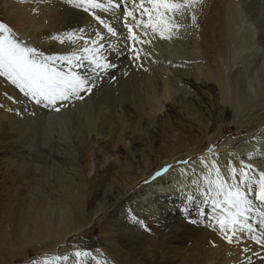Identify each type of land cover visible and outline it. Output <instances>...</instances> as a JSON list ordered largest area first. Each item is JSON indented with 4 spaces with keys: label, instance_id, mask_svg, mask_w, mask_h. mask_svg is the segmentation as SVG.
<instances>
[{
    "label": "bare ground",
    "instance_id": "1",
    "mask_svg": "<svg viewBox=\"0 0 264 264\" xmlns=\"http://www.w3.org/2000/svg\"><path fill=\"white\" fill-rule=\"evenodd\" d=\"M251 1H227L223 20L224 38L221 41L222 43L216 39V47L213 51L210 49L212 44H209L207 40L204 41V34H199L195 29L189 27L191 23L190 17L185 15L178 22L181 25L184 24L180 32L185 36L186 43H180L174 53L166 55L156 49V47L160 50L163 49L162 39L153 40L154 46H156L153 49V46L145 43V41H141L142 46H139L136 41L133 42L130 39L125 41L122 37L115 36L113 38L111 36V40L105 39L99 41V43L103 44L102 52L106 58L104 62L110 63L114 67L108 68L106 71L97 69L93 73L91 67L88 66V61H82L85 67L80 69L73 67L71 69L81 75L90 74L96 77L92 92L89 94L82 93L84 99L81 101L77 100L73 107L78 108V110H81L82 107L89 108L91 111L90 115L85 116L87 134L81 137L82 131L77 132L75 145L82 150L83 145H86L93 135L97 149L102 150L107 155L112 151H109L108 147L105 146V141L98 143L97 137L103 134L108 135V139L110 138V142L114 147L116 143H119V147H117L115 152L117 165H109L106 168L109 163L106 165L102 164L101 167L103 168L95 171V175L89 180L92 186L88 187L85 186V178L78 167L77 159L74 156H70L68 161L65 160L66 165L70 168L69 176L57 179L54 184L52 182L51 184L45 183V193L50 194L47 199L39 195L28 198L26 193L28 191L27 186H21L20 189L17 188L19 190L13 188L10 203L8 200V203L1 210L0 245L6 247L7 254H0V264H16L19 262L16 260V256L22 261L24 259L23 251L29 247H35V249L38 247V250L46 252L61 249L64 247L66 239L73 238L87 229L94 228V221L111 209L119 212V214L125 213L127 218L134 213V216L137 215L139 221H143L147 228L150 229V231L145 230L144 227L134 220L130 223H124L127 218L121 219L118 214L111 218L114 221L112 224L105 223L102 225L103 241L99 248L101 251L111 255L117 264H140L135 258L138 255H147L150 260L148 264H210L209 261H213L214 264H248L249 258L252 264H264V247L262 245L259 244L260 247L257 248L259 250L257 253H253L255 250L250 249L252 251H249L250 254H246L248 252L241 254L243 249L250 248L249 245L247 246L246 244L239 247L238 244L233 246L223 239L216 230H209L207 225H204L205 223H200L202 220H200L199 215H203L204 218L202 219H206V214L204 215L203 211L208 209L204 206L205 194L202 192V185L200 182L198 184L199 178L193 172V169L198 171L197 168H201L202 171L200 172L206 173L209 171L212 161L216 160L220 165L221 175L223 176V173L226 172L223 169L221 156L204 157L203 160L209 166L208 168L203 167L200 164L201 160H199L193 165L172 169L167 175L154 179L155 182L144 189L142 194L136 196L132 203L125 208H117L129 193L151 178L150 176L155 170L167 165L172 167L173 164L178 165L177 162L179 160L206 150V147L211 143V139L207 136L209 132V124L205 118L207 114L204 108L201 107V104H203L202 100L207 97L208 93L203 98L198 96L191 88L180 84L177 76L180 79L193 77L194 83L195 81H201L200 83L203 82L209 90H212L216 85L217 87L215 88H217L220 96L219 100L224 104H228L232 109V123H235L238 128H245V132H249L250 128H246L248 119L244 120L239 115V112L240 109L244 110L246 107L250 110L252 107H249L248 104L253 98L259 96V92L254 86L250 88V96H245L241 92L240 81L230 67V62L237 52L236 47L234 50L231 47L230 36L232 34V20L235 21L236 16L242 18L244 25L242 33L245 34V42L248 47L253 48V51L256 50V60L264 68V51L260 48H264V2L263 0H259L260 2L253 0L254 2L252 1V3ZM35 8L29 4L24 7H13L6 11V19L9 23L23 25L22 27L26 28L24 32L29 33L28 35L26 34L27 37L24 38V41L29 42V45L35 42L31 46L38 48L45 55H66L73 51L80 54L79 48L83 46V40L73 45L70 42L61 43L59 40L51 39V37L60 35L63 31L84 28L86 30L84 33L76 32V34L83 35L91 40L96 38V32H100L99 28L102 26L99 23L88 25L89 18L87 14L82 9L77 8L74 3L69 2V0H57L55 2L44 0ZM112 10L115 17L124 15L122 14L123 11ZM129 10L134 12L132 8ZM102 18L107 23L114 25L118 29L117 32L124 31L118 23L113 24L115 21L112 20V17L106 16ZM132 25L134 30L135 23H132ZM125 32L127 35L129 34L128 30H125ZM134 33L136 34V31ZM24 34L23 36H25ZM30 34L33 35L30 36ZM138 34L140 36L139 32ZM212 35L215 36V33ZM106 37L108 38L109 36L106 35ZM93 47L95 46L93 45ZM144 50L149 51L148 54L153 56L144 55L142 52ZM137 53L140 59L135 58ZM250 53L252 52L250 51ZM167 59L176 61L178 65L180 64V67L178 66L179 68L176 71L171 68V72H164L162 81L152 83L148 72L152 73L151 69H154V67L159 69L164 66L166 68L164 69L165 71L168 68L170 69ZM56 66L66 72L69 70L68 66L60 61L56 62ZM158 74L162 76L161 73ZM225 78H228V81H225ZM119 80L124 82L118 84ZM142 85L146 86V88H143ZM155 91L162 97L163 101L164 99L173 98L178 91H181L182 95L180 94L181 97L177 102L181 111L183 110L182 112H184L186 123L189 124L186 133L188 136H181L180 133L173 135L175 126L171 123L168 124V130L163 127L161 142L155 141L153 148L148 147L147 158L142 159L139 170L133 162L135 158H128L127 154L123 152L121 145L124 146V144L120 138V132H125L130 127H133L135 132H139L144 127L150 126L152 128H150L149 134L152 133L154 116L160 111L154 105V95L152 93H155ZM2 92L8 93L15 101H18L5 100L7 102L3 105L4 109L0 111V121L6 120L10 126L14 127L15 124L20 123L17 117L20 113L19 104H21V100L16 94L15 87L4 77H0V93L2 94ZM117 92L120 95L118 98H114ZM124 92L128 94L127 99L122 97ZM113 93H116L114 94L115 96ZM186 96L201 97L202 100L197 101L195 104L192 103L193 100L184 99ZM123 100L129 101L133 116L126 108V114L122 113L121 108L124 110V107H122ZM256 107H259L262 111L259 117V121L262 122L264 121V95ZM255 119L257 118L255 117ZM249 121L251 123V120ZM260 125L262 123H259L258 126ZM9 130L14 132L18 129L11 128ZM198 130L201 131L204 137L206 136L204 141L199 138L201 135L198 137L193 136L194 132ZM25 131L24 133H27V129ZM117 135L119 139L116 142L114 137ZM134 143V141L131 142L134 145L133 150L138 153V145ZM245 144L244 147L246 146ZM258 145L259 142H256L247 149L242 147L243 152L252 154L255 150L257 152L261 151L262 154L259 156L260 158L264 157V147L256 148ZM121 152L122 154H119ZM96 153L98 151L94 150L92 155L96 156ZM138 156L137 158H139ZM230 160L236 165L237 160ZM90 161L95 163V160H88L87 163ZM101 163L103 161L99 162V164ZM137 164L140 165V158ZM12 167L22 174V168L18 163L13 162ZM181 169H186L197 182V186H193L191 190L194 191L193 193H189V191L184 192L183 195L177 193L176 189L181 186L185 177L181 176ZM111 170L115 171L112 175L123 183V186H119L120 188H116L117 186L114 183H107L109 182L108 177ZM193 178H191L192 181L194 180ZM193 195L196 198L195 202L199 203V205L198 207L196 205L193 206L198 209L190 215L188 209L192 205L190 203L187 204L186 201L189 200V196ZM116 204L117 206H115ZM56 205L58 210L62 212L58 216L53 213ZM215 215L224 216V214H220L217 211ZM188 218L192 219L191 222L188 221ZM247 222L253 226L254 231H243V233L246 232V235L251 238L252 236L264 234V226L261 225V219L249 218ZM213 225L215 224L213 223ZM136 226L142 227L141 229L143 230L140 233L138 232L139 229L135 231V228H139ZM215 226L218 227V225ZM238 232L237 234H240ZM228 234L232 235L231 232H228ZM147 236L150 237V240ZM119 237H122L127 242L128 247L120 243L119 246L117 245L118 241L116 239ZM159 241L160 243H158ZM163 241H165V246L167 245L168 247L166 246L167 249L165 251H160L159 247H161ZM136 244H141L142 248L135 246ZM253 244L251 243V245ZM64 254L70 255L71 253L65 249L57 253V255ZM157 260L159 261L156 262Z\"/></svg>",
    "mask_w": 264,
    "mask_h": 264
},
{
    "label": "rangeland",
    "instance_id": "2",
    "mask_svg": "<svg viewBox=\"0 0 264 264\" xmlns=\"http://www.w3.org/2000/svg\"><path fill=\"white\" fill-rule=\"evenodd\" d=\"M42 1L44 0H38V1L35 0L34 2L36 3L39 2L38 4H36L33 2V0L32 1L31 0H0V22L7 24L12 29L13 35L21 39L22 41H24L25 40L24 38L27 37L29 33L24 32V29L26 30V28L22 27L23 25L21 24L19 25V23L7 22L6 11L9 9H12L13 7H24L28 4L33 5L34 9H36L35 6L41 4ZM50 1L55 2L57 0H50ZM227 1L228 0H204L203 4H198L196 8L193 9V12L197 17L195 23L192 22L191 16L186 14L187 16L190 17V21H191V23L189 24V27L195 29V31H197L199 34L200 33L204 34L203 39L204 41L207 40L209 44H212L210 48L212 51L216 47V42H217L216 39H218L220 43H222L221 41H223V38H224L223 20H224V15H225V10H226L225 5L227 4ZM97 2L102 3L107 7V0H97ZM114 2L121 4L122 7L120 6L119 9H116V8H113V9L123 11L122 14H124L125 7H127L128 9L130 8L134 9L133 0H123V2H121V0H114ZM257 2H260V1L257 0ZM93 11L101 17H106V16L112 17V20L115 21L113 24L118 23V25H121L122 30H124L122 32H117L116 37L119 36V37L124 38L125 41H128L129 34L127 35L125 32V30H128L127 27H125V23L131 24V25L132 23H135V21L131 17H125V15L121 17H117V16L115 17L114 12L112 13L113 10L109 12H103L100 9H94ZM86 14H87V17L89 18V23H87L88 25L99 23L92 15H90L89 13H86ZM133 14L137 18H139V15H140L139 11L134 10ZM235 18H234L235 21L232 20V25H231L232 34L230 36V44L233 50L236 47L237 52L233 60L230 62V67L232 71L234 72V74L238 77L240 81V90L245 96H250L251 94L250 88L252 86L257 88L259 92V96L257 98H253L250 104H248L249 107H252V108H250L249 110V108L246 107V109H244L245 111L240 109V112H239V115L242 116L244 120H246V118L248 119L247 120L248 125L246 124V128H250L249 132H245L246 131L245 128H242V129L238 128V126L235 123H232L231 121L233 119L232 109L228 106V104H224L222 101L219 100L220 96H219V92L217 88H215L217 87L216 85L214 86L212 90H209L203 82L200 83L201 81H195L194 83L193 77H186V79H180L177 76L178 82L180 84L184 86H188L189 88H191V90L194 93L198 94V96H201L203 98L208 93L206 95L207 97H205L204 100H202L201 97L195 98L196 96L184 97V99L186 100H193L192 103H195V104L197 101L202 100L203 104H201V107L204 108L205 113L208 115V116L205 115L206 116L205 118L207 120V123L209 124V132L207 136L208 138L211 139V143L206 147V150L194 153L193 156L187 157L183 160L189 161L187 165L189 166V165H193V163L203 159L204 157H208V156H219L220 157L221 156L223 169L226 172V173H223V177L225 179L228 178L229 183H232V180L229 176L228 170L226 169H228L227 161H229L230 159H233L235 161L237 160L236 165H234L237 168L240 167L238 161L243 160L246 164L251 163L254 169L256 170V173L260 171H264V161H263L264 157L260 158L259 156L260 154H262L261 151L257 152L255 150L254 152H252L253 155L251 159H249V156L246 152H243V148L247 149L248 147H252L253 144H255L256 142H259V145L256 148L264 147V121L262 122L259 121V117L262 111L260 110L259 107H256L264 95V92H263L264 90V68L261 66V63L257 62L256 60V57H255L257 54L256 50L253 51V48L248 47V44H246L245 42V36H244L245 34L242 33V27L244 26L242 18L238 16H236ZM182 26H184V24H182ZM182 26L178 30L173 31V34L170 39H166V40L162 39L163 40L162 43L164 46L162 47L163 48L162 50L154 46L153 40H158L161 38L159 34L154 35L151 32V29L147 30V33H148L147 35L143 34L145 30L142 27L139 29L134 27L133 32L136 31L135 35L137 36H139L138 32L140 33V36H139L140 41L142 42L145 41V43H149L151 46H153L152 47L153 49H155L156 47V49L159 50L160 53H165L166 55H168L169 53H174L175 49L179 46L180 43H186L185 36L182 35V32H180L182 31L181 30ZM74 30H77L76 32H78L79 29H74ZM74 30L72 29V30L63 31L60 34V36H63L64 34L69 33V32H73ZM99 30L105 36L106 35L109 36L107 38L108 40H111L112 37L113 38L115 37V36H112L110 33H108L107 30L103 27V25L99 28ZM214 33L217 38L212 35ZM23 34L25 36H23ZM31 35L33 34H30V36ZM26 43L30 44L29 42H26ZM34 43L35 42H33L32 44ZM138 44L139 46H142L141 42H139ZM260 48L264 51L263 47H260ZM250 51L252 53H250ZM142 52L144 53V55H147L149 53V51H145V50ZM149 56L151 57L153 55H149ZM167 61H168V66L170 67V69L168 68L165 71L164 69L166 68H164V66L163 68H159V69L158 67H154V69H151L153 71L152 73L148 72L150 76V81L152 83H155V81H162L164 78L163 75L165 74L164 72L169 73L168 71L171 72L172 69H175L174 71H176L180 67V64L178 65V63L172 59H167ZM158 73H161L162 76H160ZM226 80L228 81V78H225V81ZM121 82H124V81L119 80L118 84ZM142 86L143 88H146V86L144 85ZM15 90L17 91L16 94L21 100V104H19L20 113L17 117L18 118L17 120L20 123H17V125L15 124V126L12 127L8 124L6 120L0 121V218L2 217L1 210L8 203V200L10 203V196L12 194L13 188L20 189L21 186H27L28 191H26V193H27L28 198L39 195L43 197L44 199H47V197L50 196V194L45 193L46 192L45 190L46 188L44 187L45 183L51 184L52 182L54 184V182L57 179L66 178L67 176H69L70 168L66 165L65 160L68 161L70 159L69 158L70 156H74L77 159L78 167L81 169L83 176L85 178V186H88V187L92 186L89 180L93 178V176L95 175V171L99 170L100 168L101 169L103 168L101 167L102 164L106 165L109 163L106 166V168L109 165L110 166L117 165V162H116L117 159H115V152L117 150V147H119V143H116L114 147V145L110 142V138L108 139L109 137L108 135L103 134L102 136L97 137L98 143H102L105 141V146L108 147L109 151H112L111 153H108L107 155H105V152L103 153L102 150L97 149V145L95 143L96 140L93 135L87 141L86 145H83L82 150L79 149V147H76L75 145L77 132L82 131L81 137H84L87 134L86 132L87 120L85 116L91 114V111L89 108L87 109V108L82 107L81 110H78V108H73L74 104L77 102L76 99H73V101L69 104L68 107L61 108V110L57 112L52 108H47V107H44L43 105H36L34 102L23 97V95L19 92L18 89L15 88ZM114 94L116 93H113V95ZM126 94L127 93L124 92L122 96V97H125L124 99L128 98V94L127 96ZM180 94L182 95L181 91H178L176 96H174L173 98L164 99L163 101L162 97L158 95L157 91H155V93H152V95H154V105H156L158 107V110L160 111L157 112V114H155L154 116V123H153V129H152L151 134H149L150 128H152L150 126L144 127V129L139 132H135L133 130V127H130V129L128 128L125 132H120V138L122 139V143L124 144V146L121 145V148L123 152L127 154L128 158H135V160L133 159V162L136 164V167H138V169H139V166H141L142 164V159L144 160L147 158L148 147L153 148L155 141H160V139H162L161 137L162 128L164 127L165 129L168 130L169 123L175 126V127L173 126L174 127L173 129H175V132H173V135L174 134L177 135L180 133L181 136H184V137L188 136V134L186 133L189 128V124L186 123L184 112H182L183 110L181 111L179 107V103L177 102V100H179V98L181 97ZM119 95H120L119 92H117V95L116 96L114 95L115 97L114 96L113 97L118 98ZM8 96L10 95L6 92H2V94L0 93V111L4 109L3 105L6 104L7 101L5 102V100H8ZM123 102H122V105H123L122 107H124V110L123 108H121L122 113L126 114V111H125V108H126V110L129 111V113H131V115L133 116L129 101L123 100ZM255 117L257 119H255ZM249 120H251V123ZM257 121L260 124L262 123V125L258 126L259 123ZM11 128H17L18 130L17 131L15 130L14 131L15 133H14L9 130ZM25 129H27V133H24L26 132ZM193 136H197V137L199 136V138L203 139V141L206 139V136L204 137L201 131L199 130L197 132H194ZM114 139L117 142V140L119 139V136L117 135L116 137H114ZM133 141L135 142L134 144L138 145V150H139L138 153H135L136 150H133L134 145L131 144V142ZM244 143H246L245 147H244ZM240 144L241 145L243 144L242 145L243 148L241 147ZM189 149H191V147H189ZM209 149H211V151H209ZM94 150H96V152L98 151V153H96V156L92 155V152ZM119 154H122V152ZM137 155H139L138 157L140 158V165L137 164V161L139 159L137 158ZM88 160H95V163L92 161L87 163ZM102 161L103 163L99 164V162H102ZM179 161H182V160H179ZM13 162H16L19 164V166L22 168V174H20V172L17 169L12 167ZM182 166H185V165H181V164L174 165L173 164L172 168H169L166 173H163L160 176H155V173L165 168L166 166L155 170L150 176L151 178L143 182L134 191L129 193L127 197L122 201V203L117 208H125L128 204L132 203V200L136 196H139L140 194H142L144 189H146L148 186H151L150 184L155 182L154 179L163 177L164 175H167L170 172V170L176 169L177 167H182ZM197 169L198 171H194V173L197 174L199 178L198 184L200 182V184L203 186L202 187L200 185L202 192L205 194V198H207V201H208L207 203H205V200H204V203H205L204 206L208 210L206 211L202 210L203 214L204 215L206 214V219H202L204 218V216L199 215L200 220H202L200 221V223L201 222L205 223L204 225H207V228L209 230L210 229L214 231L216 230V232L219 233L222 237L219 227L213 225V223H210L209 217L212 215H215L216 211L224 215H226V213L222 209H214V206L211 204L213 195L208 192L209 187H213V186L207 184L205 180L203 179V177H208V179H214L215 178L214 170H213V175L209 176V171L206 173L204 172L202 173L200 172L202 171L201 168H197ZM109 173H110L108 177L109 182L107 183H111V184L114 183L115 186H117L116 188H120L119 186H123V183L120 180H118L116 176L112 175V173H115L114 170H111ZM254 174L255 173L253 172H249L250 176ZM191 178L193 177H191L190 174L184 177L183 183H181V186L177 188L178 190L176 189L178 194L183 195L184 192L186 191H189V193L194 192L191 190L193 189V186H197V182L193 184ZM253 188L255 189V185H253ZM193 196H191V199L186 201L187 204L190 203V205H192V207L188 209L190 215H192L195 212V210L198 209V208H194L193 206L196 205L198 207L199 205V203L195 202L196 198L195 196L194 197ZM217 199L222 200L223 198L221 196V197H218ZM249 199L253 201L254 208L252 211L246 213L247 219L249 218L259 219V220L264 219L260 215V212L264 211V205H261L259 201L255 200L254 192L253 194L249 195ZM115 206H117V204ZM53 213L56 216H58L59 214H62V212L58 210L57 205H56V209H53ZM115 214L120 215L121 219L127 218L125 213L119 214V212L113 211L111 209L110 211H107L103 216L101 215L94 221L93 227L96 229L90 228L80 233L79 235L74 236L73 238L66 239V243L64 247L61 249H56L53 252H50V251L46 252L44 250L41 251L40 249L39 250L37 249L38 247L36 249L35 247H29L23 251L24 259L22 261H20L19 257L16 256V260L19 261L16 264H31V261L33 260L40 261L42 264L43 260L46 257H52L54 255H57V253L62 249L68 250L69 253H72L73 251L79 248L91 250L93 254L96 255L97 258L100 259L102 262L107 260L110 262V264H117L116 260L114 261V258L111 255H109L107 252L105 253L104 251H101L99 248V246L102 244V241H103L101 227L105 223L112 224L114 221H112L111 218L114 217ZM241 219H243V217ZM133 220L139 221V218L137 217V215L134 216V213L133 215H130L127 219H125L124 223H130ZM191 220L192 219L188 218L189 222H191ZM136 227H139V228H135V231L139 229L138 230L139 233L143 230L141 229L142 227L140 228V226H136ZM238 233H240V234H237L239 238L238 241H234L233 243H231V245L237 246L239 244V247H240L241 245L247 244V246L249 245L250 247L249 251L255 250V252L253 253H257V251H259L257 249L258 247H260L259 244H257L249 235H246L247 234L246 232L244 233L238 232ZM241 235H244V236H241ZM147 238L150 240V237L147 236ZM116 240L118 241L117 243L118 246L122 244L125 247H128L127 242L122 237H119ZM158 243H160V241ZM251 243L252 244L254 243L253 245L255 246L257 245L256 248L255 246L253 247ZM162 245L161 247H159V250L165 251L168 247L167 245H166L167 247L165 246V241H163ZM135 246L141 247V244H136ZM262 247H264V245H262ZM97 249H99L100 251L97 252L96 251ZM249 251H247L248 253L246 254H250ZM243 253L245 252L244 251L241 252V254ZM0 254L2 255L7 254L6 247L0 245ZM135 258L140 264H148L150 261L147 255H138ZM158 261L159 260H157L156 262ZM209 263L214 264L213 261H209ZM89 264H95V262L89 261Z\"/></svg>",
    "mask_w": 264,
    "mask_h": 264
},
{
    "label": "snow or ice",
    "instance_id": "3",
    "mask_svg": "<svg viewBox=\"0 0 264 264\" xmlns=\"http://www.w3.org/2000/svg\"><path fill=\"white\" fill-rule=\"evenodd\" d=\"M75 4L77 8L92 15L99 24L110 33L112 36H117V29L114 25L107 23L104 18L97 15L93 10L100 9L103 12H109L113 8L119 9L121 4L115 3L114 0H107V7L98 3L97 0H69ZM123 2V0H121ZM204 0H133L134 10L139 11V18H137L133 11L127 7L124 8L125 17H131L135 21L137 29L143 28L144 35H147V30L159 34L161 39H170L173 31L178 30L182 25L178 22L179 19L184 18L186 14L191 16L193 23L196 22V15L193 9L198 4H203ZM129 36L128 39L141 42L140 37L133 32V25L125 23ZM77 30L51 37L53 40H59L61 43L70 42L73 45L78 44L83 40L84 44L79 48V53L76 51L66 55H45L42 51L34 46L13 35L12 29L5 23L0 22V77H4L11 83L23 97L34 102L36 105H43L47 108H52L59 112L61 108H66L69 104L76 100L84 99L83 94L92 92L95 86L94 75H81L77 71L71 70L73 67L80 69L85 67L82 61H88V66L91 67L93 73L97 69L107 70L114 67V65L104 62L103 44L99 41L107 39L101 32H96V38L91 40L85 38L83 35H77ZM86 30L80 28L79 33H84ZM93 45L95 47H93ZM136 59H140L139 54L135 55ZM60 61L66 64L69 70L66 72L56 66V62ZM9 100H14L12 96H8ZM14 102H18L15 101ZM11 110V109H10ZM211 151V149H209ZM231 155V154H229ZM251 153L248 154L249 159L252 158ZM189 161H178L177 164L188 165ZM240 167L234 166L232 160L228 161V173L232 180L229 183L220 171L219 163L212 161L209 168V176L213 175L214 179L203 177L205 182L213 187H209L208 192L213 195L211 204L214 209H222L226 215H212L209 217V222L218 225L222 234V238L229 244L238 241L237 231H254L253 226L247 222L246 213L254 208L253 201L249 199V195H255V200L264 205V171L256 173L251 163H245L243 160L238 161ZM200 164L203 167L209 166L201 159ZM171 165L161 169L155 176H160L166 173ZM195 170L193 169V172ZM249 172L255 173L250 176ZM181 176H187L189 173L186 169H181ZM155 178V177H154ZM196 183L195 180L192 181ZM255 185V189L253 188ZM223 197L222 200L217 197ZM191 199V197H189ZM205 198V203H207ZM264 218V211L260 212ZM243 217V219H241ZM145 230L150 231L143 221H136ZM261 225L264 226V219L261 220ZM231 232L232 235H227ZM252 239L260 245H264V234L261 236H252ZM97 252L100 250L97 249ZM244 252L249 249H243ZM89 261H94L95 264H110L109 261H101L93 254L91 250L79 248L73 251L70 255H54L46 257L42 264H89ZM31 264H41L40 261L33 260ZM248 264H252L249 258Z\"/></svg>",
    "mask_w": 264,
    "mask_h": 264
}]
</instances>
